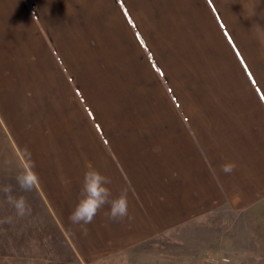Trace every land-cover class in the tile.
Here are the masks:
<instances>
[{
    "label": "crops",
    "instance_id": "0c3cea01",
    "mask_svg": "<svg viewBox=\"0 0 264 264\" xmlns=\"http://www.w3.org/2000/svg\"><path fill=\"white\" fill-rule=\"evenodd\" d=\"M32 164L30 215L0 193V244L264 264V0H0V185ZM88 165L130 218L69 221Z\"/></svg>",
    "mask_w": 264,
    "mask_h": 264
},
{
    "label": "clouds",
    "instance_id": "9594fccd",
    "mask_svg": "<svg viewBox=\"0 0 264 264\" xmlns=\"http://www.w3.org/2000/svg\"><path fill=\"white\" fill-rule=\"evenodd\" d=\"M234 169L235 164L233 163L222 166V171L225 173H231ZM13 179L14 184L0 185V193L4 196V202L15 211L17 217L30 215L32 208L28 199L20 193L33 192L39 182L34 164L27 168H20ZM111 182L109 176L94 166L88 165L83 173L77 204L68 217L69 221L75 225L91 224L105 206L108 208L105 215L111 221L118 222L130 218L127 192L122 191L119 196L113 197L109 188ZM10 220L11 218L7 217L2 222H10Z\"/></svg>",
    "mask_w": 264,
    "mask_h": 264
},
{
    "label": "rangeland",
    "instance_id": "374dc122",
    "mask_svg": "<svg viewBox=\"0 0 264 264\" xmlns=\"http://www.w3.org/2000/svg\"><path fill=\"white\" fill-rule=\"evenodd\" d=\"M43 205V201H37ZM42 239L44 235L40 233ZM40 234H37L38 236ZM9 241V240H8ZM170 234L163 238L162 244H177L172 242ZM51 244H0V264H71L70 258L60 257L58 247L54 252ZM58 246V244H54Z\"/></svg>",
    "mask_w": 264,
    "mask_h": 264
},
{
    "label": "built area",
    "instance_id": "2783aa9c",
    "mask_svg": "<svg viewBox=\"0 0 264 264\" xmlns=\"http://www.w3.org/2000/svg\"><path fill=\"white\" fill-rule=\"evenodd\" d=\"M224 259H226V260H227V258H224Z\"/></svg>",
    "mask_w": 264,
    "mask_h": 264
}]
</instances>
